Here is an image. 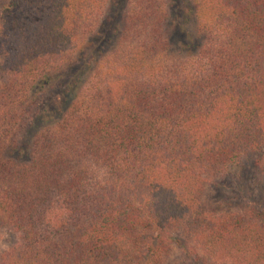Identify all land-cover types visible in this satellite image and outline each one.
Returning a JSON list of instances; mask_svg holds the SVG:
<instances>
[{
	"label": "trees",
	"instance_id": "1",
	"mask_svg": "<svg viewBox=\"0 0 264 264\" xmlns=\"http://www.w3.org/2000/svg\"><path fill=\"white\" fill-rule=\"evenodd\" d=\"M252 170L264 0H0V264H264V203L202 199Z\"/></svg>",
	"mask_w": 264,
	"mask_h": 264
},
{
	"label": "rangeland",
	"instance_id": "2",
	"mask_svg": "<svg viewBox=\"0 0 264 264\" xmlns=\"http://www.w3.org/2000/svg\"><path fill=\"white\" fill-rule=\"evenodd\" d=\"M43 5V3H40V6ZM43 7H39L38 9H22L19 10L18 16L16 15H10L6 16V18L14 22V17L16 18V23H20L21 28L25 32V26L28 25V21H36L39 19V16L41 14V11L43 12ZM11 26V23H10ZM106 44L104 48L103 54H109V52H113L116 48L117 40ZM3 58V55L2 57ZM102 73L99 70H94L87 82L84 84L83 90L87 88L89 90L88 92L92 91L95 86L102 84L103 81ZM33 83H35L33 81ZM32 83V84H33ZM21 126L20 121H16L13 124V127H11L9 130H12V134H15L17 132L18 136L23 137L28 134V129H20L18 128ZM254 173L250 172L252 176H249L245 179H227L226 180V186L221 185V181H218V184L216 187L211 188L209 187L208 190L204 193L203 201L207 202L208 204H211L215 209H223L226 211H235L236 209L240 208V201L243 196L251 195L254 200H259V202L264 203V175L260 176L257 173H255L254 170H252ZM260 176V177H259ZM224 183V182H223ZM220 209V210H221ZM14 242L13 235L8 233L5 230L0 229V249H3L9 245H11ZM194 251L197 253L198 257L195 262H191L188 254L185 250H183L178 243H175L171 246L170 255L168 256L165 264H201L202 261L206 263H213L212 261L207 259V254H203L200 252V250L197 247H193V249H190L191 255L190 257L194 258ZM189 252V253H190ZM202 259V260H201ZM201 260V261H200ZM225 260H229L227 258H223L221 260H218L217 262L220 264H223L226 262ZM184 261V263H182ZM229 264V263H228Z\"/></svg>",
	"mask_w": 264,
	"mask_h": 264
}]
</instances>
